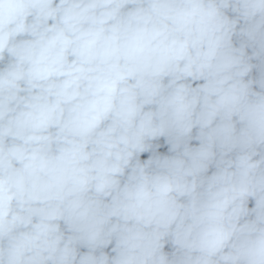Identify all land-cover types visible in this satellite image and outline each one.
Segmentation results:
<instances>
[{"label":"clouds","instance_id":"clouds-1","mask_svg":"<svg viewBox=\"0 0 264 264\" xmlns=\"http://www.w3.org/2000/svg\"><path fill=\"white\" fill-rule=\"evenodd\" d=\"M0 264H264V0H0Z\"/></svg>","mask_w":264,"mask_h":264}]
</instances>
